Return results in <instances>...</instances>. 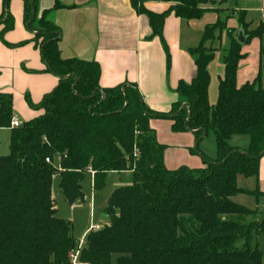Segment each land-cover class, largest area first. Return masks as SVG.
Returning <instances> with one entry per match:
<instances>
[{"label": "trees", "instance_id": "16d2710c", "mask_svg": "<svg viewBox=\"0 0 264 264\" xmlns=\"http://www.w3.org/2000/svg\"><path fill=\"white\" fill-rule=\"evenodd\" d=\"M21 1L33 48L57 83L37 104L25 98L27 107L40 114L16 128H10L12 96L0 93V129L10 133L9 153L0 157V264H71L70 255L78 244L71 223L56 217L53 175L58 174V189L71 206L83 200L86 174L97 193L109 174L126 172L131 183L109 194L102 208L107 225L86 234L77 264H110L113 256L116 264H262L264 250L259 251L254 238L261 237L264 244V223L247 221L256 212L231 198L264 196L257 188L247 191L237 186L239 177L257 180L263 156L264 46L259 48L256 77L237 86L238 63L245 55L234 30L227 28L233 10H210L217 16L215 23L204 27L201 42L189 50L196 75L190 83H178L176 102L164 114L149 110L134 84L100 88L96 62L60 58L59 31L48 19L51 11L61 8L58 2L36 21L38 0ZM166 1L173 4L169 10L154 14L144 8L146 0H129L134 12L147 18L149 39L156 37L162 43L167 15L200 20L208 11L202 7L215 4ZM239 16L244 44L260 40L264 25L249 29L244 13ZM3 25L2 34L13 29L10 15ZM223 32L224 72L216 101L210 105L207 67L215 49L206 43L219 40ZM163 48L168 59L164 44ZM184 104L188 109H181ZM152 118L171 120L175 134L211 133L216 157L201 154L205 166L198 169H166L165 146L149 126ZM234 136L247 137V147L230 145Z\"/></svg>", "mask_w": 264, "mask_h": 264}, {"label": "crops", "instance_id": "0c3cea01", "mask_svg": "<svg viewBox=\"0 0 264 264\" xmlns=\"http://www.w3.org/2000/svg\"><path fill=\"white\" fill-rule=\"evenodd\" d=\"M209 1L215 4L202 7L208 11L200 20L185 21L176 18L173 13L167 15L162 29L163 43L156 37L149 39L151 29L147 18L137 15L131 8L129 0H38L35 20H38L43 10L52 9L58 2L61 8L51 11L48 19L59 31L60 58L96 62L100 68L98 80L100 88L134 84L149 110L166 114L176 102L175 90L178 83H190L196 75V67L189 50L201 42L204 27L215 23L217 16L210 10L220 8L217 6L218 0ZM250 1L254 4V0ZM172 5L166 0H146L143 4L146 10L154 14L167 12ZM254 6L255 10H264V0H255ZM8 15L13 19V29L2 34L3 24ZM227 28L234 30L237 36L239 27L229 28L227 25ZM32 36V32L23 22L22 1L0 0V93L12 96V110L13 107L16 109V102L19 100L15 98L18 91L19 94L21 92L29 94L30 102L37 104L57 83V79L45 71L38 50L33 48ZM220 41H224L227 46L226 35L222 36ZM21 42L22 45L15 46ZM212 42L206 43V46L214 48L211 46ZM7 44L15 47H8ZM163 44L166 46L168 59ZM240 50L245 58L238 63L237 86L251 82L258 73L257 69L251 81L246 77L242 79L243 81H238V77L246 68L239 70V65L246 59L242 46ZM258 59L260 62L259 57ZM215 61L214 55V60L207 67L210 78L208 86L210 105L215 102L209 100V95L213 96L216 90L217 98L218 81L224 72V64H220L218 68L214 64ZM41 80L43 82H39ZM35 83L39 86H35ZM29 112L32 118L40 114L32 110ZM168 120L152 118L149 121L159 144L162 142L161 135L170 138L176 135L171 132L172 122ZM256 188L264 194V155L258 164ZM103 216L105 223L92 228L91 231L107 225V217L104 214ZM89 231L90 227L85 228L81 238L84 239ZM78 244H81V241Z\"/></svg>", "mask_w": 264, "mask_h": 264}, {"label": "rangeland", "instance_id": "374dc122", "mask_svg": "<svg viewBox=\"0 0 264 264\" xmlns=\"http://www.w3.org/2000/svg\"><path fill=\"white\" fill-rule=\"evenodd\" d=\"M253 2L255 4V0ZM217 3V6H220V8L230 9L234 12L232 18L227 21L229 28L239 27L238 19L240 13H244V22L249 24L251 29L256 28L260 24L264 25V10H255L253 8L255 6L250 0H226L225 3H221V0H218ZM225 35V32H223L220 39H215L211 44V46L216 49V61L214 64L218 68L220 64H223L226 43L220 40H222V36ZM260 46H264V35L260 40L254 39L249 44L242 45V50L244 54H246V59L239 65V70L244 67L246 68L244 69L245 72L241 73L238 77L239 82L243 81L242 79L245 77L248 81H251L253 79L252 75H255L254 72L259 69L260 62L258 57ZM213 71L212 73L214 76L215 74ZM39 82L43 81L41 80ZM37 83L34 85L39 86ZM34 85H32V87ZM18 92L15 98L19 100L16 102V109L13 107V115L18 120L19 124H21L31 117V113L29 112L31 110L25 107V98H30V95L25 92H21V94ZM209 98L210 101L213 103L215 102L216 90H214L213 96L209 95ZM168 121L171 122V120ZM9 135L10 133L8 130L0 129V157H4L9 153ZM160 139L162 141L160 144L165 146L164 165L168 170H174L180 166H186L193 169L202 168L205 166L202 155L211 159L216 157L214 137L211 133L196 137L191 131H185L177 133L173 138L161 135ZM229 143L234 147L245 148L247 147L248 139L245 136H234ZM131 180L132 178L129 172L109 174L106 178L103 190L93 193L90 176L86 174L82 181L83 200L76 201L70 206L58 189V174L53 175L51 182V196L56 209V217L71 223L72 235L76 241V245L81 241V245L83 246L84 239L81 238V233L85 228L90 227L91 231L92 228L105 223V218L101 211L105 205L107 197L114 189L129 185ZM237 186L244 190L253 191L257 187V180L254 178L246 179L239 177L237 179ZM231 201L236 205L256 212L255 217L248 218L247 221L255 220L259 224L264 223V196L255 198L253 196L240 194L231 198ZM254 240L258 243L259 251H263L264 244L262 238H254ZM110 264H116L115 256L111 258ZM262 264H264V255L262 256Z\"/></svg>", "mask_w": 264, "mask_h": 264}, {"label": "built area", "instance_id": "2783aa9c", "mask_svg": "<svg viewBox=\"0 0 264 264\" xmlns=\"http://www.w3.org/2000/svg\"><path fill=\"white\" fill-rule=\"evenodd\" d=\"M19 125L20 124H19V122H18L17 119H15V118H12L11 119V121H10V128H16ZM46 162L48 163L49 160H46ZM80 249H81V244H78L77 247H76V249L71 253V255H70L71 264H77V258H78Z\"/></svg>", "mask_w": 264, "mask_h": 264}, {"label": "water", "instance_id": "95a60500", "mask_svg": "<svg viewBox=\"0 0 264 264\" xmlns=\"http://www.w3.org/2000/svg\"><path fill=\"white\" fill-rule=\"evenodd\" d=\"M236 41H237L240 45H244V43H245V41H246V38L244 37L242 30H239V31L237 32ZM72 89H73V91H74V87H73ZM183 108L188 109V105L184 104V105L182 106L181 109H183ZM202 135L204 136V135H205V132H203ZM261 155H264V150H263V152L261 153Z\"/></svg>", "mask_w": 264, "mask_h": 264}]
</instances>
